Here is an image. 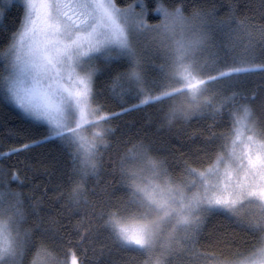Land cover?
<instances>
[{"label":"snow or ice","instance_id":"snow-or-ice-1","mask_svg":"<svg viewBox=\"0 0 264 264\" xmlns=\"http://www.w3.org/2000/svg\"><path fill=\"white\" fill-rule=\"evenodd\" d=\"M0 264H264V0H0Z\"/></svg>","mask_w":264,"mask_h":264},{"label":"trees","instance_id":"trees-1","mask_svg":"<svg viewBox=\"0 0 264 264\" xmlns=\"http://www.w3.org/2000/svg\"><path fill=\"white\" fill-rule=\"evenodd\" d=\"M152 7H155V5L153 4ZM38 179H43V177H39Z\"/></svg>","mask_w":264,"mask_h":264}]
</instances>
